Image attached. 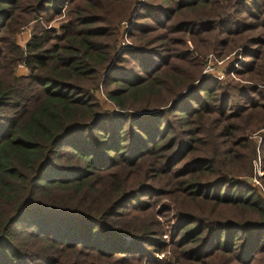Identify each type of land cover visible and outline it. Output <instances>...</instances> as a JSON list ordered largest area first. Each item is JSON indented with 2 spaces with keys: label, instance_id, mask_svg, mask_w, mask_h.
Instances as JSON below:
<instances>
[{
  "label": "trees",
  "instance_id": "16d2710c",
  "mask_svg": "<svg viewBox=\"0 0 264 264\" xmlns=\"http://www.w3.org/2000/svg\"><path fill=\"white\" fill-rule=\"evenodd\" d=\"M137 3L0 0V264H264V0Z\"/></svg>",
  "mask_w": 264,
  "mask_h": 264
},
{
  "label": "rangeland",
  "instance_id": "374dc122",
  "mask_svg": "<svg viewBox=\"0 0 264 264\" xmlns=\"http://www.w3.org/2000/svg\"><path fill=\"white\" fill-rule=\"evenodd\" d=\"M145 4V0H138L137 3V7L136 10L134 11V14L130 20V22H128L127 20H123L120 22L119 26H120V31H119V40H118V48L116 51V54L119 55L118 53H120L123 50H126L128 48L131 49H135L136 45L135 43L128 38V33L129 30L131 28V23L132 22H136L139 23V21L137 20L138 17V13L140 8ZM59 24L54 25L55 28H58ZM32 30V24L26 28H22L19 31V34L16 35V40L18 45H20L21 47H25V45L28 42V38L30 37V33ZM30 39V38H29ZM186 43H184L183 46H178L179 49L181 48H186L189 51H193V44L191 43V41H188V38H186ZM122 43H125V48L121 49ZM241 49L235 48L233 51L228 52V53H224V54H215V52L213 51H209L206 53L205 56L201 57V61H202V67L199 73V77L201 79H207L204 76V71L206 70V67L209 63L210 57H214L215 60H217L218 62H220L221 64L216 66V72L217 73H221L224 72V78L220 81L222 84H228L229 82L233 81L234 83L239 82L240 84L245 83L243 81V79H241L237 73L238 71L241 70L242 65L247 63L248 59L244 57V53L243 51H241ZM116 57V56H115ZM114 57V59H115ZM214 71H215V66H214ZM17 75L18 76H26L27 75V69L25 68L24 65H20L17 68ZM25 74V75H22ZM226 75V76H225ZM204 76V77H203ZM209 78V76H208ZM213 79V78H212ZM218 81V80H217ZM105 88L101 87L100 90L98 92L95 93L96 98L99 100V103L102 105L104 110H108L110 112H115L117 111V109L110 103L107 101L105 95ZM261 135H264V129L255 133H248V136L250 138V140L254 143L255 145V154L253 157V160L251 162V166H252V170L251 173L252 175L250 176V182L252 183L253 186V177H256L259 185L261 188L255 187L259 193H261L263 199H264V185H263V179H264V162H263V156H262V152H261V145H262V137ZM255 170L259 171V172H255ZM261 189H263V191H261Z\"/></svg>",
  "mask_w": 264,
  "mask_h": 264
},
{
  "label": "built area",
  "instance_id": "2783aa9c",
  "mask_svg": "<svg viewBox=\"0 0 264 264\" xmlns=\"http://www.w3.org/2000/svg\"><path fill=\"white\" fill-rule=\"evenodd\" d=\"M30 38V37H29ZM29 38H28V41H29ZM125 43H122V46H121V49H124L125 48ZM221 63L218 62L217 60L214 59V57H210V60H209V63L206 67V70L204 71V76L206 78H213V79H216L218 81H221L223 78H224V72H221V73H217L216 72V66L220 65ZM214 66H215V71H214ZM203 76V77H204ZM226 76V75H225ZM255 172H259L258 170ZM254 179L252 180L253 181V186L254 187H258V188H261L256 177H253Z\"/></svg>",
  "mask_w": 264,
  "mask_h": 264
},
{
  "label": "crops",
  "instance_id": "0c3cea01",
  "mask_svg": "<svg viewBox=\"0 0 264 264\" xmlns=\"http://www.w3.org/2000/svg\"><path fill=\"white\" fill-rule=\"evenodd\" d=\"M22 75H25V74H22Z\"/></svg>",
  "mask_w": 264,
  "mask_h": 264
}]
</instances>
